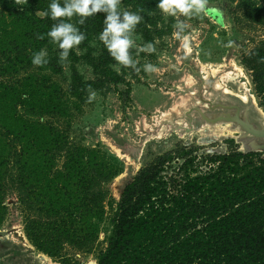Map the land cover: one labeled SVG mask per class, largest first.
<instances>
[{
	"label": "trees",
	"instance_id": "trees-1",
	"mask_svg": "<svg viewBox=\"0 0 264 264\" xmlns=\"http://www.w3.org/2000/svg\"><path fill=\"white\" fill-rule=\"evenodd\" d=\"M231 1L236 2L234 21L240 28L264 25V0ZM121 2L142 15L133 33L145 42L171 30V24L164 25L158 0ZM49 3L0 0V224L8 213L6 196L13 191L30 242L63 264H72L63 251L93 248L105 213L104 184L118 169L99 148L71 140L67 91L42 72H62L46 35L57 22L45 14ZM105 16L98 12L83 24L76 15L58 18L70 19L86 35L78 45L86 52L79 55L71 49L67 58L75 107L89 85L101 90L125 81L98 38ZM94 39L100 46L96 54L90 45ZM40 48L50 54L47 64L36 66L31 56ZM82 58L95 78L85 80L78 71L76 63ZM261 58L264 37L241 55L264 107ZM65 117V126L56 124ZM227 144L226 152L208 154L203 165L194 148L179 144L142 167L121 193L97 264H264V152L243 151L234 139Z\"/></svg>",
	"mask_w": 264,
	"mask_h": 264
},
{
	"label": "rangeland",
	"instance_id": "rangeland-1",
	"mask_svg": "<svg viewBox=\"0 0 264 264\" xmlns=\"http://www.w3.org/2000/svg\"><path fill=\"white\" fill-rule=\"evenodd\" d=\"M120 8L131 11L122 2ZM206 8L210 14L191 17L162 13L164 25L171 24V30L152 42L155 50L151 53L138 52L147 42L133 33L137 47L132 55L140 72L120 66L124 82L95 90L97 94L91 102L85 95L78 107L74 103L77 99L69 92L71 61L67 59L61 73L42 71L67 91L71 140L99 148L118 169L104 184L108 192L105 213L98 221V239L93 248L88 252L71 247L63 251L72 264L97 261L99 252L107 246L111 219L124 187L157 155L180 144L194 148L193 154L203 165L208 154L227 151L228 139H234L239 149L245 151L243 131L237 124L211 123L201 116L200 110L211 116L237 105L255 124L264 125V107L259 103L250 71L241 63V55L264 37V25L251 30L240 28L234 21L236 2L231 0H206ZM177 19L187 25L183 31L174 28ZM175 31L180 35H174ZM90 45L96 54L99 43L94 39ZM74 50L79 55L86 52V48L79 46ZM52 51L59 53L58 45L54 44ZM145 62L152 63L156 70L144 72L141 66ZM76 67L85 80L95 78L92 67L83 58ZM63 119H56V124L65 126L68 119ZM173 163L178 165V159ZM6 203L8 213L0 224V264H63L59 257L41 252L30 242L15 192L7 194Z\"/></svg>",
	"mask_w": 264,
	"mask_h": 264
},
{
	"label": "clouds",
	"instance_id": "clouds-1",
	"mask_svg": "<svg viewBox=\"0 0 264 264\" xmlns=\"http://www.w3.org/2000/svg\"><path fill=\"white\" fill-rule=\"evenodd\" d=\"M121 0H50L47 12L53 21L48 32L47 37L53 44L58 45L60 49L59 63L66 66L68 63L69 50L75 49L82 41L86 39V35L75 24L70 22V19L58 18H72L74 15L79 16L78 24H83L85 18L90 17L98 12L106 14L103 21V28L98 34V38L103 42L109 54L117 62L113 65L115 70L119 72L120 66L131 67L134 71L140 72L141 68L137 67V59L133 58L130 49L137 47L133 39V31L139 22L143 19L139 11L133 12L120 8ZM157 7L163 13L178 16L183 14L185 17L199 15L201 13L210 14L206 8V0H158ZM215 10H213L214 12ZM219 15V13H216ZM220 22V21H217ZM187 27L184 22L177 19L174 28H179L181 31ZM174 35L179 36L180 32H174ZM41 39L44 34H41ZM187 39V37H185ZM155 50L154 44L148 42L138 48L139 51L151 53ZM48 52L46 48H40L34 51L31 56L33 65L40 66L48 63ZM264 60V58H261ZM144 72L155 71V66L150 62H145L141 66ZM96 91L88 86V102H91L96 97ZM90 264H95L91 261Z\"/></svg>",
	"mask_w": 264,
	"mask_h": 264
},
{
	"label": "water",
	"instance_id": "water-1",
	"mask_svg": "<svg viewBox=\"0 0 264 264\" xmlns=\"http://www.w3.org/2000/svg\"><path fill=\"white\" fill-rule=\"evenodd\" d=\"M233 106L228 107L230 110L235 109V111L232 112H220L216 115L211 116L204 114L201 110L200 113L204 119L211 123H216L218 121H227L237 124L243 131L241 138L245 141V151L264 152V125L255 124L253 121H251L246 111L241 110L237 105ZM91 261H95V264H97L96 260H90L88 264H90Z\"/></svg>",
	"mask_w": 264,
	"mask_h": 264
},
{
	"label": "flooded vegetation",
	"instance_id": "flooded-vegetation-1",
	"mask_svg": "<svg viewBox=\"0 0 264 264\" xmlns=\"http://www.w3.org/2000/svg\"><path fill=\"white\" fill-rule=\"evenodd\" d=\"M228 111H230V110L226 109V110H223V111H220V112H228ZM232 111H235V109H232L231 112Z\"/></svg>",
	"mask_w": 264,
	"mask_h": 264
},
{
	"label": "bare ground",
	"instance_id": "bare-ground-1",
	"mask_svg": "<svg viewBox=\"0 0 264 264\" xmlns=\"http://www.w3.org/2000/svg\"><path fill=\"white\" fill-rule=\"evenodd\" d=\"M244 97H246V96H244ZM244 97H243V98H244ZM261 116L264 118V115L261 114ZM243 142L245 143L244 139H243Z\"/></svg>",
	"mask_w": 264,
	"mask_h": 264
}]
</instances>
